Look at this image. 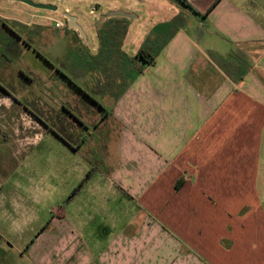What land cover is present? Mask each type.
Returning <instances> with one entry per match:
<instances>
[{
	"label": "crops",
	"instance_id": "crops-1",
	"mask_svg": "<svg viewBox=\"0 0 264 264\" xmlns=\"http://www.w3.org/2000/svg\"><path fill=\"white\" fill-rule=\"evenodd\" d=\"M75 2L85 37L58 5L31 19L1 13L30 12L28 4L0 5V200L16 208L1 185L24 172L18 164L40 143L27 128L48 123L30 106H56L39 96L56 94L60 110L88 84L103 115L79 125L107 117L119 127L118 160L106 154V170L95 167L90 179L95 225L81 217L56 245L27 254L36 252V264H252L259 249L264 264V0ZM119 10L131 16L112 15ZM58 38L69 39L62 54L42 55L51 73L24 60ZM19 109L18 145L10 133Z\"/></svg>",
	"mask_w": 264,
	"mask_h": 264
},
{
	"label": "rangeland",
	"instance_id": "rangeland-1",
	"mask_svg": "<svg viewBox=\"0 0 264 264\" xmlns=\"http://www.w3.org/2000/svg\"><path fill=\"white\" fill-rule=\"evenodd\" d=\"M49 1L58 5L65 12L78 13L75 8L77 4L75 0ZM175 1L178 4H183L179 0ZM4 3H8V5L22 4L20 1L0 0V5H4ZM32 9L30 12L16 10L17 13H11L14 12L12 9L11 12L2 9L1 13L26 15L20 16L22 19H31L32 14H46L48 12L51 14V10L35 7ZM142 15L144 14L142 13ZM144 17L150 18V21H152V14L146 12ZM4 22L8 26H21L20 23L14 20H4ZM55 23L57 26L62 25L59 20ZM68 43V38H58L52 46L49 45L50 42L47 45H35L34 48L40 54L38 55L33 49H28L24 55L26 58L24 60H27L32 68L42 71L44 74L51 73V64L46 63L42 55L55 58L54 54L61 55L65 49L64 46ZM2 63L9 72L12 71V64L5 60ZM86 80L89 81V79ZM6 81L2 80V83ZM54 86H56L55 80L51 84L52 91L57 90ZM91 91L93 90L89 85L85 84V87L80 88L82 94L77 92L75 97L72 94L67 95L65 103L70 104V106H65L64 109L60 110H58L57 102L59 103V100H57L56 94L49 95V99L42 95L37 100L38 102H52L56 106H30L32 114L34 112L42 116L45 122L48 123L46 125L43 123L35 125L32 129L27 128L26 133L34 136L33 142H36L42 136L40 143L29 149L30 159L28 161L22 158L21 164H18V167H25L24 172L13 173L11 175L12 179H7L1 185L2 195L7 199V202L9 201L8 196L13 194L12 197L13 199L16 198L17 205L15 208L13 204L10 205V202L7 204L6 201H2L3 199L0 200V264L40 263L37 261L36 252L27 254L28 247L34 244L41 250L47 246L56 245L59 236L70 234L72 232L70 230L74 229V221H78L81 217L88 220L90 226L95 225L93 218L97 216L96 208L89 205L90 202L97 200V197L90 195L95 178L90 179L95 175V167L98 169L103 168V171L106 170V154L110 155L109 159L114 160V162L118 160L119 127L115 126L114 129L112 127L110 129L112 118L107 117L104 122L102 121L96 127L92 124L89 125L90 123L84 126L83 122L82 126L79 125L82 117L85 118L86 116V118L92 119V113L102 118L103 112L100 106L90 105L93 101L90 96ZM23 98H21L22 101ZM74 102H78L79 106H72ZM80 106L84 113H81ZM3 107L2 105L0 109ZM21 113L20 109L13 113L12 116L16 119V131L11 129L10 133L17 136L18 145L25 139L24 124L22 123L24 116ZM72 115L76 117L74 118ZM28 141L30 142V140ZM29 174H32L33 180L27 183ZM3 175L5 176L4 173ZM97 178H99V175ZM1 179L2 176L0 175ZM3 205L4 207H2ZM6 214H9L11 218L6 217ZM43 228L45 229L41 231ZM40 231L44 235L36 243L35 238L41 233ZM33 240L34 243H32ZM66 245L69 247L68 243ZM257 252L258 258L253 260L252 264H260L261 252L259 253V249ZM230 264L232 263L230 262Z\"/></svg>",
	"mask_w": 264,
	"mask_h": 264
},
{
	"label": "water",
	"instance_id": "water-1",
	"mask_svg": "<svg viewBox=\"0 0 264 264\" xmlns=\"http://www.w3.org/2000/svg\"><path fill=\"white\" fill-rule=\"evenodd\" d=\"M13 1H20L25 4H28L35 8H41V9H47V10H53L56 11L58 9L57 5L51 4V3H42V2H35L34 0H13ZM112 15L115 16H127L130 17V13H127L125 11L119 10L112 12ZM65 18L69 21V26L72 28H77L82 35L85 37V32L83 31L81 25L77 22V17L75 15H72L68 12L64 13Z\"/></svg>",
	"mask_w": 264,
	"mask_h": 264
},
{
	"label": "flooded vegetation",
	"instance_id": "flooded-vegetation-1",
	"mask_svg": "<svg viewBox=\"0 0 264 264\" xmlns=\"http://www.w3.org/2000/svg\"><path fill=\"white\" fill-rule=\"evenodd\" d=\"M64 14V13H63ZM2 23V22H1ZM5 24V22H3V25ZM68 24H69V21H68ZM8 27V26H7ZM54 71L55 72H59V73H61V74H65V70L64 69H60L59 67H56V68H54ZM72 116H74V115H72ZM76 116H74V118H75Z\"/></svg>",
	"mask_w": 264,
	"mask_h": 264
},
{
	"label": "trees",
	"instance_id": "trees-1",
	"mask_svg": "<svg viewBox=\"0 0 264 264\" xmlns=\"http://www.w3.org/2000/svg\"><path fill=\"white\" fill-rule=\"evenodd\" d=\"M179 1H181L182 3H185V4H186L185 0H179ZM194 12H196V11H194ZM140 54H143V51H141V52L139 53V55H140ZM143 56H144V54H143ZM179 185H180V184H179ZM179 185H176L177 188L179 187ZM49 222H50V221H49ZM44 229H45V228H43L41 231H43ZM41 231H40V232H41ZM40 232H39V233H40Z\"/></svg>",
	"mask_w": 264,
	"mask_h": 264
}]
</instances>
